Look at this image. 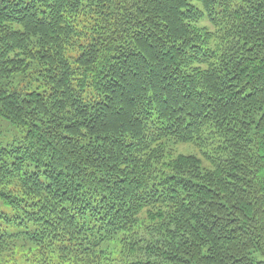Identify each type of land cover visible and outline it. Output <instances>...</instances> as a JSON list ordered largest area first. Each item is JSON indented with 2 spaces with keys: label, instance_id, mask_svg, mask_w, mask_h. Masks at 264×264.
<instances>
[{
  "label": "trees",
  "instance_id": "1",
  "mask_svg": "<svg viewBox=\"0 0 264 264\" xmlns=\"http://www.w3.org/2000/svg\"><path fill=\"white\" fill-rule=\"evenodd\" d=\"M0 120V264H264V0H0Z\"/></svg>",
  "mask_w": 264,
  "mask_h": 264
},
{
  "label": "rangeland",
  "instance_id": "2",
  "mask_svg": "<svg viewBox=\"0 0 264 264\" xmlns=\"http://www.w3.org/2000/svg\"><path fill=\"white\" fill-rule=\"evenodd\" d=\"M0 130L2 131V133L0 134V150L4 149V148H9V145L16 140V139H20L23 134L17 129V127H15L14 125L4 121V120H0ZM192 148L190 146H181L180 150L181 151H185L186 150H191ZM0 212H3L9 216H13L14 212L6 207H3L0 205ZM23 228L21 227H17V226H10L9 224H7V222L1 218L0 216V231H8V232H18V231H22ZM115 248V246H113ZM34 248H31V250ZM110 250H112L111 246L109 248ZM30 250V251H31ZM27 252L25 255L24 253H20L21 251H17L16 253L18 254V257L20 258L19 260L24 262L26 260H28L29 262H34L35 259H37V257H35L31 252ZM119 250L118 248H115L113 250V254L114 256H118ZM257 257L260 259V256L257 255ZM38 261H40L38 259ZM54 264H76L73 261H55L53 260Z\"/></svg>",
  "mask_w": 264,
  "mask_h": 264
}]
</instances>
